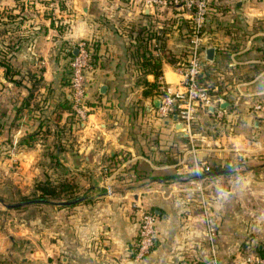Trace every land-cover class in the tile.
Returning <instances> with one entry per match:
<instances>
[{"label": "crops", "instance_id": "0c3cea01", "mask_svg": "<svg viewBox=\"0 0 264 264\" xmlns=\"http://www.w3.org/2000/svg\"><path fill=\"white\" fill-rule=\"evenodd\" d=\"M78 1L0 0V61L9 64H0V198L29 196L47 180L89 195L38 211L0 202V264H204L200 189L220 264H254L246 257L264 249V0L211 1L201 70L216 82L214 108L197 104L191 131L173 114L157 117L154 103L166 86L185 91L188 11L89 0L83 13ZM81 39L92 52L83 119L69 83V50ZM195 161L233 166L209 176ZM139 207L156 214V236L135 260Z\"/></svg>", "mask_w": 264, "mask_h": 264}, {"label": "built area", "instance_id": "2783aa9c", "mask_svg": "<svg viewBox=\"0 0 264 264\" xmlns=\"http://www.w3.org/2000/svg\"><path fill=\"white\" fill-rule=\"evenodd\" d=\"M212 0H145L149 4L173 5L188 11L190 19V58L185 66L183 74V93L171 92L169 87L160 97V105L156 109L159 118L170 117L177 113L183 129L191 131L194 124V110L197 104H212V99L206 92V87L199 85L197 75L201 71V59L203 51L201 48L203 29L206 18L210 11ZM77 53H73L69 60V83L71 107L75 115L80 119L86 116V98L88 95L87 72L92 67V54L90 43L81 39L78 41ZM220 110L219 115H222ZM194 171L206 173L210 171V165L206 162L195 161ZM204 191L200 189L201 207L203 211L205 235L210 242V257L204 264H220L215 251L216 221L211 213L208 201L204 197ZM137 240L134 251V259L145 257L152 249L156 236V214L147 208L139 207L137 210ZM246 261L254 264H264L263 252L246 257Z\"/></svg>", "mask_w": 264, "mask_h": 264}, {"label": "water", "instance_id": "95a60500", "mask_svg": "<svg viewBox=\"0 0 264 264\" xmlns=\"http://www.w3.org/2000/svg\"><path fill=\"white\" fill-rule=\"evenodd\" d=\"M88 5H89V0H79L77 3V8L80 9L83 13H86L88 10ZM77 47H75L73 49V53H77ZM205 53H206V58L212 60L213 56H214V47H208L205 49ZM154 103L155 105L158 107L160 105V98L159 97H155L154 99ZM225 103L224 100L220 101V107L224 108L225 107ZM209 110L212 111L213 110V105H209ZM174 120H178V114L174 113L172 115ZM179 127H182V123L179 121ZM114 154V144L111 143L108 147V155H113ZM230 171V169L228 168H222V169H216V170H212L209 172H206L204 175H217V174H221V173H226ZM109 189V188H108ZM107 189V190H108ZM89 198V195H87L86 193H82V194H76L73 195L71 197H66V198H61L58 200L55 199H48L46 197H28L26 199H22V200H17V201H9V200H4L2 198H0V202L3 204L4 208L6 210L9 209H14V208H19V207H23L26 205H30V204H46V205H55V206H66V205H72L75 203H78L80 201L86 200Z\"/></svg>", "mask_w": 264, "mask_h": 264}, {"label": "trees", "instance_id": "16d2710c", "mask_svg": "<svg viewBox=\"0 0 264 264\" xmlns=\"http://www.w3.org/2000/svg\"><path fill=\"white\" fill-rule=\"evenodd\" d=\"M71 52V49L69 50ZM92 54V52H91ZM0 64H4L6 70H9V64L7 63H2L0 61ZM197 82L199 85H202L206 87V92L207 93H214L216 90V82L214 81L212 75H210L209 71L206 69H202L200 73L197 75ZM160 91H156V93H159ZM217 92V91H216ZM233 165H225V166H220V165H211L210 166V171L216 170V169H221V168H230ZM190 176H194L193 173L189 174ZM178 177L176 174H171V175H152L151 177L154 178H167V177ZM36 190L38 191V196H53V197H71L72 194L75 191V185L71 181H61V182H51V181H45V182H38L36 183ZM26 197H23V199Z\"/></svg>", "mask_w": 264, "mask_h": 264}, {"label": "rangeland", "instance_id": "374dc122", "mask_svg": "<svg viewBox=\"0 0 264 264\" xmlns=\"http://www.w3.org/2000/svg\"><path fill=\"white\" fill-rule=\"evenodd\" d=\"M39 194L37 193V191L35 190L31 195H29V196H23V197H26V198H28V197H39L38 196ZM23 197H19L18 199H12V200H10V201H17V200H22L23 199ZM44 197H46V198H48V199H55V200H58V199H61V198H66V197H53V196H49V195H45ZM26 198H24V199H26ZM39 206H42V204H30V205H26V206H23V207H19L18 209L16 208V210H27V209H30V210H35V211H38L39 209H40V207ZM22 208V209H21Z\"/></svg>", "mask_w": 264, "mask_h": 264}, {"label": "clouds", "instance_id": "9594fccd", "mask_svg": "<svg viewBox=\"0 0 264 264\" xmlns=\"http://www.w3.org/2000/svg\"><path fill=\"white\" fill-rule=\"evenodd\" d=\"M218 192H219V194H221L225 198L228 195L226 192H223L222 190H218Z\"/></svg>", "mask_w": 264, "mask_h": 264}]
</instances>
